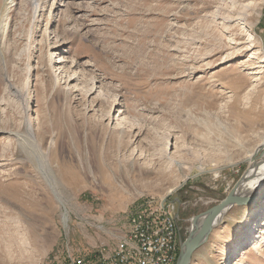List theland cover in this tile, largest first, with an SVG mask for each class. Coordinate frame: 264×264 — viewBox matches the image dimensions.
I'll list each match as a JSON object with an SVG mask.
<instances>
[{
    "label": "rangeland",
    "instance_id": "1",
    "mask_svg": "<svg viewBox=\"0 0 264 264\" xmlns=\"http://www.w3.org/2000/svg\"><path fill=\"white\" fill-rule=\"evenodd\" d=\"M263 121L264 0H0V264L112 248L152 201L183 241L264 157ZM243 195L189 264H264Z\"/></svg>",
    "mask_w": 264,
    "mask_h": 264
},
{
    "label": "built area",
    "instance_id": "2",
    "mask_svg": "<svg viewBox=\"0 0 264 264\" xmlns=\"http://www.w3.org/2000/svg\"><path fill=\"white\" fill-rule=\"evenodd\" d=\"M152 201V200H147ZM152 209H145L144 203L139 205L140 219H133L129 214L127 232L120 238L126 239V247H101L93 254H70L69 264H175L179 245L182 241V227L178 210L173 201L156 205L152 201ZM166 212V221H159V213ZM163 236L161 243H155L154 235ZM122 248L123 255L109 260L103 249Z\"/></svg>",
    "mask_w": 264,
    "mask_h": 264
},
{
    "label": "bare ground",
    "instance_id": "3",
    "mask_svg": "<svg viewBox=\"0 0 264 264\" xmlns=\"http://www.w3.org/2000/svg\"><path fill=\"white\" fill-rule=\"evenodd\" d=\"M247 119V118H245ZM264 122V121H263ZM127 133L123 130H120L117 132L116 135V144L120 146L119 141L122 140V134ZM29 134V133H28ZM30 136L26 134L15 133L14 137L17 140L18 145H24L29 148V150L32 152V150L35 149V147L38 145L36 142V139L33 138L32 134ZM114 138L110 140L112 142ZM44 159L45 155H41ZM264 156V155H263ZM242 192H244L243 196H247L248 198L257 199V198H263L264 197V157L260 161H255L252 163V165L249 166L248 170L246 171L245 178L243 182L238 184L237 189L235 192L233 191V195L235 194V197H242ZM147 209V208H145ZM149 209V208H148ZM133 219H140V211H135L133 214ZM64 216V221H65ZM159 221H166V212H160L159 213ZM220 221V220H219ZM65 224V223H64ZM67 224V222H66ZM218 225V224H217ZM261 232L264 233V228H261ZM155 236V243H161L163 241V236L161 235H154ZM118 238V237H117ZM119 247H126V239H119ZM256 247L257 245L254 242L253 247ZM246 253V251H245ZM24 254V253H23ZM90 254V253H89ZM123 255L122 248H115L112 249L109 252H104V256H109V260H115L116 257ZM70 254L63 258V259H56L53 264H69Z\"/></svg>",
    "mask_w": 264,
    "mask_h": 264
},
{
    "label": "water",
    "instance_id": "4",
    "mask_svg": "<svg viewBox=\"0 0 264 264\" xmlns=\"http://www.w3.org/2000/svg\"><path fill=\"white\" fill-rule=\"evenodd\" d=\"M242 179L243 176L237 180L233 189L218 204L208 208L205 212L192 216V227L179 245V254L175 264L190 263L194 250L207 241L208 234L221 221L223 213L230 206L250 202L247 198L233 195L235 187Z\"/></svg>",
    "mask_w": 264,
    "mask_h": 264
},
{
    "label": "trees",
    "instance_id": "5",
    "mask_svg": "<svg viewBox=\"0 0 264 264\" xmlns=\"http://www.w3.org/2000/svg\"><path fill=\"white\" fill-rule=\"evenodd\" d=\"M178 254H179V249H178ZM178 256V255H177Z\"/></svg>",
    "mask_w": 264,
    "mask_h": 264
}]
</instances>
